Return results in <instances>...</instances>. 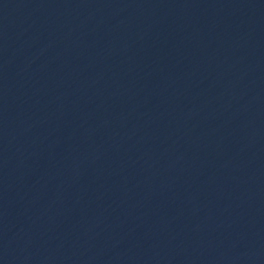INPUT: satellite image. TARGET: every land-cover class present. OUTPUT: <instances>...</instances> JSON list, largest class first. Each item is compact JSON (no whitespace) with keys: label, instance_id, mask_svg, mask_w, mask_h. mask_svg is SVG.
<instances>
[{"label":"water","instance_id":"95a60500","mask_svg":"<svg viewBox=\"0 0 264 264\" xmlns=\"http://www.w3.org/2000/svg\"><path fill=\"white\" fill-rule=\"evenodd\" d=\"M264 77V0H229Z\"/></svg>","mask_w":264,"mask_h":264}]
</instances>
